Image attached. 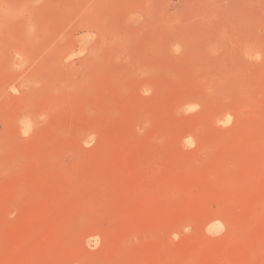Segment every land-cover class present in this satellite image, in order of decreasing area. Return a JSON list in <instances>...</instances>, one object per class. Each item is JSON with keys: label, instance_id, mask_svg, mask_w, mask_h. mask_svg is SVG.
<instances>
[{"label": "rangeland", "instance_id": "obj_1", "mask_svg": "<svg viewBox=\"0 0 264 264\" xmlns=\"http://www.w3.org/2000/svg\"><path fill=\"white\" fill-rule=\"evenodd\" d=\"M0 264H264V0H0Z\"/></svg>", "mask_w": 264, "mask_h": 264}]
</instances>
